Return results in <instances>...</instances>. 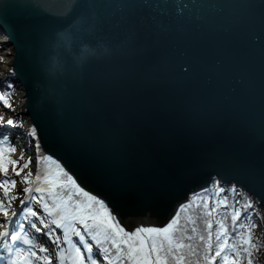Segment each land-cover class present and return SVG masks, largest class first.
Returning a JSON list of instances; mask_svg holds the SVG:
<instances>
[{
	"label": "water",
	"instance_id": "95a60500",
	"mask_svg": "<svg viewBox=\"0 0 264 264\" xmlns=\"http://www.w3.org/2000/svg\"><path fill=\"white\" fill-rule=\"evenodd\" d=\"M81 2L96 5L85 11L95 12L100 21L89 47L102 40L108 52L90 54L84 65L77 61L79 47L57 55L41 33L59 29L63 21L39 13L31 34L19 33L22 48L10 40L13 50L9 44L0 47L6 74L18 69L15 80L24 90V113L37 125L44 151L76 168L89 191L110 197L129 230L166 224L187 193L207 186L216 170L261 199L264 48L255 36L264 28V0ZM184 4L188 7L180 13ZM20 11L11 9L8 15L14 20ZM12 27L0 25L7 35ZM53 64L63 65V71H49ZM240 77L243 83L234 96L230 89ZM81 82L101 98L111 93L122 97L142 142L170 141L175 150L158 168L130 177L115 169L106 172L105 151L73 139L78 113L87 107L82 105ZM18 94L23 100L21 89ZM181 101L208 105V120L189 117Z\"/></svg>",
	"mask_w": 264,
	"mask_h": 264
},
{
	"label": "snow or ice",
	"instance_id": "6c2138e0",
	"mask_svg": "<svg viewBox=\"0 0 264 264\" xmlns=\"http://www.w3.org/2000/svg\"><path fill=\"white\" fill-rule=\"evenodd\" d=\"M95 7L81 0H27L20 4L0 0V25H13L0 47L10 40L22 48L19 33L30 35L39 13L63 21L59 29L41 33L44 44L57 55L79 47L77 61L84 65L90 54L109 51L102 40L96 48L87 43L97 36L100 21L95 12L85 9ZM187 7L184 4L178 11L183 13ZM11 9L21 10L14 20L8 15ZM255 39L264 48V28ZM216 63L223 61L217 59ZM48 70L63 71V65L53 64ZM17 71L14 66L10 75ZM242 83L240 77L230 93L238 95ZM4 88L0 104L14 111L15 85L5 80ZM80 89L82 105L87 107L78 113L73 139L104 150L109 161L106 172L115 169L130 177L146 168H158L175 150L170 141L142 142L131 115L123 109L122 97L111 93L101 98L91 92L87 82H81ZM180 104L192 119L208 120V105ZM18 127L22 129V122L0 114V264H255L264 244L254 235L258 223L253 217L260 216L258 205L264 203V194L253 199L238 183L230 182L233 177L216 170L207 186L187 193L188 198L166 224H140L129 230L121 223L117 205L110 204L111 198H102L82 186L80 172L70 164L66 167L67 161L62 163L51 154L38 155L35 162L39 170L31 171L33 157H25L24 152L41 151L38 127L35 123L30 126L26 136L35 138V144L24 148L19 146V135L16 142L12 138ZM261 127L264 132V121ZM17 151L21 152L19 157L14 155ZM261 176L264 178V169ZM18 183L26 186L18 188ZM227 192L246 195L247 199L241 203L235 196L230 199ZM43 237L47 243L41 242Z\"/></svg>",
	"mask_w": 264,
	"mask_h": 264
},
{
	"label": "rangeland",
	"instance_id": "374dc122",
	"mask_svg": "<svg viewBox=\"0 0 264 264\" xmlns=\"http://www.w3.org/2000/svg\"><path fill=\"white\" fill-rule=\"evenodd\" d=\"M6 76H7V74H6V72L4 71L3 67L0 64V81L2 82L1 86H0V90H6L4 88V84H3V80H5ZM12 101H13V104L15 106V110L14 111H9L2 104H0V114L4 115V113H6L5 114V118L15 117V119L17 121L18 120L22 121V120L25 119V122L27 124V122H29L28 120H29L30 117H28V116H26V114H24L25 105L23 104V100L21 99V97L18 94V92H16V91L14 92L13 91ZM23 130H24V132H26V127ZM28 132H30V131H28ZM23 141H26V139L23 138ZM24 156L26 157V155H24ZM32 166H33V164L30 166V170L31 171H33ZM18 188H22V183H18ZM17 202H16V204H18ZM263 214H264V210H263ZM263 229H264V215H263V221L261 222V224H258V227L255 229V232H254V235L257 236L258 241H264V230ZM263 256H264V253H263Z\"/></svg>",
	"mask_w": 264,
	"mask_h": 264
},
{
	"label": "trees",
	"instance_id": "16d2710c",
	"mask_svg": "<svg viewBox=\"0 0 264 264\" xmlns=\"http://www.w3.org/2000/svg\"><path fill=\"white\" fill-rule=\"evenodd\" d=\"M8 81H10L13 84V82L11 80H8ZM38 155H45V152H44L43 148L41 149V151L38 152ZM244 192L245 193H248L245 190H244ZM225 194L228 195L230 199H232L235 196V199L239 200L241 203H244L246 201V199H247V196L246 195H241L240 193L232 194L231 192H227ZM252 198L255 199L253 196H252ZM262 209H264L263 206L259 204L258 205V211H259V213L262 212ZM253 219L256 222L258 221V218H256V217H253ZM258 242L261 243V244H264V241H258ZM263 253H264V247H261L259 249V252H258V255H257V259L255 261V264H264V256H263Z\"/></svg>",
	"mask_w": 264,
	"mask_h": 264
},
{
	"label": "bare ground",
	"instance_id": "6f19581e",
	"mask_svg": "<svg viewBox=\"0 0 264 264\" xmlns=\"http://www.w3.org/2000/svg\"><path fill=\"white\" fill-rule=\"evenodd\" d=\"M6 113H4V115H5ZM18 123H26L25 122V119L24 120H22V121H17ZM30 122V121H29ZM27 125H28V123H27ZM26 127V125H24V124H22V130L24 129ZM29 126H27V128H26V131H28L29 130ZM21 128L20 127H18V128H16L15 130H13L12 131V138L14 139L17 135H18V132H19V130H20ZM26 132H24V131H22L21 133H20V135H21V137L22 138H25L26 140H28L29 139V136H26ZM19 135V136H20ZM32 142V141H31ZM33 143V142H32ZM44 150V149H43ZM48 153H45V155H47ZM37 164V163H36ZM36 166H34V168H33V170H35L36 171ZM79 180V179H78ZM82 186H84V184H82ZM86 187V186H85ZM87 189H89L88 187H86ZM260 205H262L263 206V204H261L260 203ZM17 206H18V204H17ZM263 210L264 209H262V212H260V216L259 217H256V218H258V221H257V223L258 224H261V222L263 221ZM175 212V211H174ZM264 230V229H263ZM41 242L42 243H47V238L46 237H43V238H41ZM50 247H51V245H49Z\"/></svg>",
	"mask_w": 264,
	"mask_h": 264
}]
</instances>
